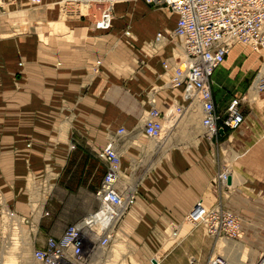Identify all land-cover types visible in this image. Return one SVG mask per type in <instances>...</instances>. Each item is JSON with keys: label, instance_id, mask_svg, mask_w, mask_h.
<instances>
[{"label": "crops", "instance_id": "obj_1", "mask_svg": "<svg viewBox=\"0 0 264 264\" xmlns=\"http://www.w3.org/2000/svg\"><path fill=\"white\" fill-rule=\"evenodd\" d=\"M14 2L22 6L20 0ZM135 8L127 12L128 8L116 5L107 27H93L85 18L74 19L71 29L63 26L65 33L59 34L42 29L10 36L0 15V206L23 215L33 211L36 224L38 220L33 240L36 226L30 230L25 227L16 237L4 235L3 217L2 263L8 254L3 248L17 244L31 251L45 237H59L66 226L96 208L94 192L107 165L97 153L108 143L119 160L117 188L132 187L135 192L134 204L115 228L121 239L113 242L114 238L107 248L108 264H205L213 255H228V249H235V243H227L225 250L198 227L187 229L184 216L198 200L204 208L218 206L232 214L240 213L238 202L246 204L243 192L250 189L251 166L244 162L235 169L239 147L235 133L240 127L208 140L200 121L191 126L179 119L162 141L158 140L161 137L149 140L142 135L149 88L160 90L150 93L156 97L155 107L160 112L173 102L179 103L174 92L163 90L162 95L161 88L172 72L173 56L180 58L181 53L167 33L172 32L175 17H166L163 10L138 14L144 15L132 23L127 36L133 41L129 43L123 32L128 16L141 10L138 5ZM27 16L29 22L52 26L62 21L57 22L55 13L46 10ZM160 32L164 34L160 43L144 47L149 48L147 52L152 48L156 52L137 56V48ZM40 37L55 40V46L40 42ZM236 49L240 47L231 49L229 59L231 52L236 59ZM139 59L144 63L139 65ZM96 61L99 66L93 72ZM222 64L213 71L210 86L215 110L221 116L227 103L239 98L227 91L224 98L216 97L215 90L222 87L213 78L221 77L218 71ZM239 112L244 116L241 104ZM249 117L260 118L256 112ZM223 171L228 173L227 184L218 188L212 178ZM35 177L52 186L44 206L47 215L41 218L38 213L44 198L38 200L32 181ZM170 232L180 238L173 240ZM9 236L15 237L14 243ZM115 242L121 244V251L119 246L112 249Z\"/></svg>", "mask_w": 264, "mask_h": 264}, {"label": "built area", "instance_id": "obj_2", "mask_svg": "<svg viewBox=\"0 0 264 264\" xmlns=\"http://www.w3.org/2000/svg\"><path fill=\"white\" fill-rule=\"evenodd\" d=\"M28 2L39 5L41 0ZM137 2L167 10L175 17L172 34L179 39L183 53V58L177 61L166 84L169 90L179 93L182 104L160 112L151 96L142 135L149 140L158 138L166 120L174 125L178 115L193 103L200 107V126L206 138H218L225 131L237 130L243 123L239 112L240 100L232 98L224 114H218L211 97V76L223 63L234 43L248 45L255 52L259 50L260 53H257L262 55L264 62V52H261L264 50V0H113L110 10L114 4ZM161 38L163 36L156 33L153 42H159ZM98 65L96 61L92 69L94 72ZM261 69L258 84L259 90L263 91L264 63ZM69 147L73 148V145ZM98 157L106 160L107 165L94 192L96 208L75 224L66 226L59 237H45L42 244L31 252L33 261L38 264H108L107 248L114 239L119 219L133 205L135 192L132 187H116L119 160L111 143L103 148ZM227 178V172L223 171L215 176L214 181L223 187ZM32 213L26 219L16 215L12 209L0 206V223L6 217L28 230L35 226L37 229L38 220L36 224L35 213ZM38 215L39 218L47 215L44 204ZM184 221L202 227L205 234L213 238H235L238 231L235 215L218 206L204 208L199 200L184 216ZM96 229L98 235L93 238L91 235L96 234ZM171 236H175V233ZM32 238H36L35 232ZM1 241L0 237V244ZM208 264H225V261L221 257H214L208 260Z\"/></svg>", "mask_w": 264, "mask_h": 264}, {"label": "rangeland", "instance_id": "obj_3", "mask_svg": "<svg viewBox=\"0 0 264 264\" xmlns=\"http://www.w3.org/2000/svg\"><path fill=\"white\" fill-rule=\"evenodd\" d=\"M14 1L15 0H0V15L1 14L3 15L1 17L4 20L3 24L8 25L7 27L10 31V36L26 34L27 32H33V31L40 32V30L42 29L51 31V32L53 31L55 33L57 32L58 34L65 33L63 28L66 27L68 29L71 23L73 22V20L78 19V18L87 19V21L90 22L91 26L93 27L94 26L107 27L109 22L113 20V16H114L113 8L116 5L117 6L122 5L125 8H128V10H126L127 12L131 11L132 9H136L135 5H138L141 7V10L138 13L136 12L135 14H132V16H128L130 17L129 18L130 20H128L129 22L127 24V28L123 32V34L126 35V37H128L127 36L129 33L128 31L132 32V23L134 21H140V17L144 15L142 14L139 17L141 13H149V11L159 12L160 10H162V9H158L154 7H144V6L142 7L141 4H137V3L114 4L112 6V9L109 12V17L107 18L106 21H104V18L102 17V12L105 6L107 5V2H104L103 4H99L96 2L91 3L90 0H85L81 2V3L86 4L83 6L78 1L69 2V1H64V0H41V3L39 5H32L28 2V0H20L22 2V4L20 3L22 6L18 7L15 5ZM6 7L8 8V10H6ZM100 9L101 11H99ZM44 10H46L48 13L49 12L55 13L56 17L55 16L54 17L58 20L57 22H59V20H62L60 25L57 24L55 26H52L49 24H45L41 21H36V22L27 21L28 20L27 14H34V13L37 14L39 12L43 13ZM163 12L166 17L167 16H169L170 18L172 17V15L167 10H163ZM162 32H160V34L164 35ZM167 33H168V38H170L171 41H174L172 43L180 47L179 39L173 36L171 31L168 30ZM126 39L128 40L129 43L133 41L132 38H129V37ZM65 40L67 42L75 41L73 39H68V38H65ZM52 41H55V40H50V39L40 40V42H45L48 45L55 46L56 41L55 42H52ZM149 43L154 47L156 44L160 43V41L153 42V39H152L149 42H145V44L142 43L137 48V56L141 54H143L144 56L146 55L145 53L147 52L149 48H144V47ZM235 46L240 47V49H236L237 50L236 53L238 54V55L236 54V59L233 60V56L235 55V53L233 54L232 52L230 54V59H229V52H228L226 59L224 58L225 60L223 61V64L218 71L219 76L221 77L219 79H216L217 75H215L213 78V81L222 87V90L220 89L215 90V95L217 98H221V97L224 98L223 95L225 91H227L228 93H234L236 94V96L239 97L238 99L240 100L241 106L244 107V116H242L243 117L242 126H240V128L235 133L236 135L235 143L239 145L238 150L235 151V169L238 164L243 165L244 162H247L249 166H251L250 167L251 169L248 168L251 171V174L249 176L250 189L248 193L243 192V194L247 196L246 204L244 205L242 201L238 202L237 204V210L240 213L235 212V214H233L238 220V231H237V235L235 238L234 237L229 238V237H224V236L219 237V238H213V237L206 235L202 227L198 226V228L201 229L203 235L210 237L214 240H218L219 244L222 243L223 244L222 246L224 247L225 250L229 248L231 243H235V249L234 250L228 249L229 251H231L229 252L228 255L227 254L223 255V254L218 253L217 255H213L210 258L221 257L222 259L225 260L227 264H264V90L263 91L258 90L259 89L258 80L259 78H261L260 76L263 71L262 69L260 70V67L262 66L264 62H263L262 55L260 54L258 55V53L253 51L248 45L236 43L232 45V48ZM131 48L133 47L131 46ZM149 51L150 52H147V53L156 52V50H153V48L152 50H149ZM180 58L175 55L173 56L172 59L174 62L171 65L170 70L174 69V67L177 64V61L181 60ZM137 63L141 65V63H144V62L142 59H139ZM257 74L258 76L256 77ZM166 84L165 86L161 88L162 89L161 94L164 95V93L162 92L163 90L165 91L168 90L170 91V93L174 92L173 94L176 95L179 103L182 104L179 93L176 91L169 90ZM211 84H212V80H211ZM152 90L156 93L157 89H154L153 87H151L149 88V90L146 91V95H145L146 96L145 102L148 108H149V100L151 97L150 93L152 92ZM157 91L159 92L160 90H157ZM179 103L173 102L172 105H170L169 107L178 106V105L180 106ZM146 112L144 116H146ZM252 112H256V114L260 118L251 119L249 116H251ZM177 118H178L177 121L181 119L182 121L189 123L188 125L194 126V123H196L197 120L200 121V107L196 103H194L189 108L182 111L178 115ZM177 121L175 122V124L177 123ZM143 123H144V120H143ZM167 124L170 125L171 123L167 122ZM164 130H168V126H166ZM243 130L245 131L243 132V134H241L240 131H243ZM169 131L170 130H168L167 132ZM167 134L168 133L162 134V136L167 135ZM162 136L158 140L162 141L166 138V137L163 138ZM100 152L97 153V156L99 155ZM253 166H254V169H253ZM49 174H51V172L47 170V177L49 176ZM119 175H120V172H119ZM50 178H52V176ZM214 178L215 176L212 178V184L219 188V186L215 183ZM38 179L39 177L32 178L33 184L36 186L34 187V189H36L39 193V196H38L39 201L42 198H44L43 204L45 206L46 198L52 192L51 182H48L45 180V182L43 183L42 177H40L39 181ZM27 202L29 204V197L27 199ZM2 208H5V207L2 206ZM44 210H45V207H44ZM223 210H226V209H223ZM15 214L20 215V217L23 216L26 219H27V216L29 215V214L23 215L17 212H15ZM185 226L187 227V229H189L190 227L196 228L194 225H191L190 223H187V222ZM9 229L10 227H8L7 223L3 225L4 235L10 233ZM17 230L20 231L21 229L18 228L16 230H13V232L18 234L17 232L19 231ZM36 232H37V229L35 233ZM116 233L117 232L114 230L115 239L113 240V242L118 239H121L119 235ZM172 233L173 232H170L171 238L173 237L171 236ZM177 238L179 239L180 236L173 237V240ZM3 243L5 244L4 240L2 242V245ZM116 243L117 242L112 243V249H116V246L118 247L121 244L127 245L125 243V240H123V242L122 241L119 242L121 244L119 243L116 244ZM227 243H229L228 244L229 246L227 245ZM5 248H3L2 251H8V254H10L11 256L13 255L12 256L13 259H11V256H8L7 254V257L3 259L2 264H38L32 259V255H31L32 249L31 251L25 250V249L23 250L21 246L18 248L17 244H15V246H10L9 248L7 247ZM120 251H121V248H120ZM205 264H208V260L207 262H205Z\"/></svg>", "mask_w": 264, "mask_h": 264}, {"label": "bare ground", "instance_id": "obj_4", "mask_svg": "<svg viewBox=\"0 0 264 264\" xmlns=\"http://www.w3.org/2000/svg\"><path fill=\"white\" fill-rule=\"evenodd\" d=\"M64 1H66V0H64ZM68 1V0H67ZM83 2V1H85V0H71V1H69V2ZM113 0H90V2L92 3V2H96V3H99V4H103L104 2H107V5L105 6V8L103 9V12H102V17L104 18V21H106L107 20V18L109 17V12H110V4H111V2H112ZM99 11H101V9L99 10ZM95 20V19H94ZM95 22V21H94ZM164 39V37L163 38H161V40H160V42L162 41ZM234 44H236V43H234ZM232 48V46L230 47V49ZM229 49V50H230ZM231 51V50H230ZM230 51H229V53H230ZM257 52L258 53H260V51L259 50H257ZM262 53L264 52V50H262L261 51ZM180 53H181V59L183 58V53H182V50H181V47H180ZM259 88H260V85L258 86ZM259 90V89H258ZM194 104V103H193ZM178 119V118H177ZM177 121V120H176ZM167 122H169L168 121V119L166 120V122H165V124H167ZM170 123V122H169ZM164 124V127H163V130H164V128L166 127V126H168V130L172 127V125L170 126V125H165ZM162 130V132H161V134H160V136L158 137V138H160L161 136H162V134H166V133H168L167 131L168 130H164L163 131ZM158 138H156V139H158ZM156 139H153V140H156ZM114 149V148H113ZM228 179V178H227ZM226 184H227V182H226ZM116 187H117V183H116ZM118 189V188H117ZM134 204V203H133ZM127 213V212H126ZM125 216V214L119 219V221L123 218ZM6 222H4V225L7 223V225H8V227H10V233L9 234H14V236L16 237V236H18L19 234H21V233H23L24 231V227L22 226V225H20L18 222H17V220H16V222L17 223H15V221L14 220H7V218H6V220H5ZM118 221V222H119ZM3 227V226H2ZM6 227V226H5ZM23 227V228H22ZM18 228H20L21 230L19 231V230H17V231H19L20 233L19 234H16V233H14L13 232V230H16V229H18ZM97 235H98V230L96 229V234H94V235H91V237H93V238H96L97 237ZM15 237H11V236H9V238H10V240L12 241L11 243H14V241H15ZM5 239V236L3 237V240ZM3 250V249H2ZM225 261V260H224ZM0 264H2V258H1V253H0ZM225 264H226V262H225Z\"/></svg>", "mask_w": 264, "mask_h": 264}]
</instances>
